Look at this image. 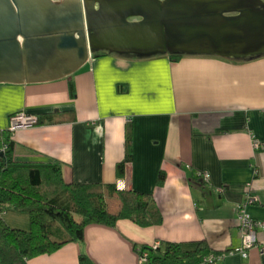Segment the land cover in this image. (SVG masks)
<instances>
[{"label": "crops", "instance_id": "0c3cea01", "mask_svg": "<svg viewBox=\"0 0 264 264\" xmlns=\"http://www.w3.org/2000/svg\"><path fill=\"white\" fill-rule=\"evenodd\" d=\"M92 54L62 79L0 83V94L10 96L0 99V133L15 112L74 113V121L13 132L15 159L57 161L70 182L115 183L152 193L163 222L141 227L122 218L115 227L90 224L81 241L28 264H81L82 253L94 264H144L140 247L161 240L205 241L212 250L207 257L214 260L201 264H264V229L243 257L238 219L248 198L250 215L264 218V56L237 61L184 55L173 61L168 55ZM128 121L133 157L118 178ZM161 170L166 180L157 186ZM108 202L118 211L115 197ZM5 218L29 228L27 213L9 210Z\"/></svg>", "mask_w": 264, "mask_h": 264}, {"label": "water", "instance_id": "95a60500", "mask_svg": "<svg viewBox=\"0 0 264 264\" xmlns=\"http://www.w3.org/2000/svg\"><path fill=\"white\" fill-rule=\"evenodd\" d=\"M96 50L256 59L264 0H0V83L65 78Z\"/></svg>", "mask_w": 264, "mask_h": 264}, {"label": "trees", "instance_id": "16d2710c", "mask_svg": "<svg viewBox=\"0 0 264 264\" xmlns=\"http://www.w3.org/2000/svg\"><path fill=\"white\" fill-rule=\"evenodd\" d=\"M106 54L109 53L96 50L92 56ZM183 56L168 55L173 61ZM70 94L72 98L75 97L73 83L70 84ZM75 119L76 115L72 112L55 111L37 114L33 126ZM11 134L8 121V126L0 133V143L6 146L0 155L1 264H28L35 256L49 254L68 243L81 241L86 226L90 224L115 227L122 218L141 227L163 222L162 212L152 193L119 188L115 183L70 182L64 178L62 165L57 161L15 159ZM125 138L126 155L116 167L118 178L124 176L125 164L131 162L133 157V124L130 121L126 124ZM165 180L166 173L161 170L157 186L164 185ZM112 197L119 201L116 212L109 207L108 200ZM9 210L27 213L29 228L6 222L4 215ZM143 252H147L144 264H201L212 250L205 241L184 243L161 240L158 245L140 247L139 253ZM79 260L81 264H94L84 253Z\"/></svg>", "mask_w": 264, "mask_h": 264}, {"label": "built area", "instance_id": "2783aa9c", "mask_svg": "<svg viewBox=\"0 0 264 264\" xmlns=\"http://www.w3.org/2000/svg\"><path fill=\"white\" fill-rule=\"evenodd\" d=\"M36 120V114L27 113V112H19L13 114L10 117V129L16 130L17 128L26 129L33 126ZM123 159H121L122 161ZM208 177V174H207ZM251 202V199L248 198L239 210V228L242 233V256H248V249L257 245L258 242V229H264V218L255 219L250 213L247 211V205ZM156 245L159 242L154 243ZM140 258L142 261L146 260L147 252H143L140 254ZM206 261H213L214 256H209L205 258ZM205 261V260H204Z\"/></svg>", "mask_w": 264, "mask_h": 264}, {"label": "rangeland", "instance_id": "374dc122", "mask_svg": "<svg viewBox=\"0 0 264 264\" xmlns=\"http://www.w3.org/2000/svg\"><path fill=\"white\" fill-rule=\"evenodd\" d=\"M10 99V96H4V95H2V94H0V99L2 100V99ZM20 112H26V111H20ZM16 113V112H15ZM28 113V112H27ZM32 114H34V113H32ZM35 115V114H34ZM36 116H37V114H36ZM10 117H11V115L9 116V126H10ZM1 120V119H0ZM3 125H0V127H2ZM32 127V126H31ZM31 127H29V128H31ZM29 128H26V129H29ZM20 129H22V128H17L16 130H20ZM16 130H11L10 129V131L13 133V132H15ZM6 149V146L5 147H2V150L0 151V152H4V150ZM205 177L208 179V177H209V175H208V177H207V174H205ZM11 217V214L9 215V218ZM4 218H5V215H4ZM5 220H6V218H5ZM7 222V221H6ZM17 226H22L21 224H19V225H17Z\"/></svg>", "mask_w": 264, "mask_h": 264}]
</instances>
